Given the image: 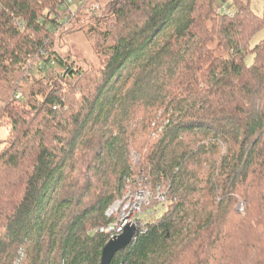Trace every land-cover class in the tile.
Returning <instances> with one entry per match:
<instances>
[{
  "label": "trees",
  "instance_id": "obj_1",
  "mask_svg": "<svg viewBox=\"0 0 264 264\" xmlns=\"http://www.w3.org/2000/svg\"><path fill=\"white\" fill-rule=\"evenodd\" d=\"M59 2L0 0V264H99L140 175L167 205L110 264H264V0H105L86 68Z\"/></svg>",
  "mask_w": 264,
  "mask_h": 264
},
{
  "label": "built area",
  "instance_id": "obj_2",
  "mask_svg": "<svg viewBox=\"0 0 264 264\" xmlns=\"http://www.w3.org/2000/svg\"><path fill=\"white\" fill-rule=\"evenodd\" d=\"M77 8L85 10L90 16H95L100 14L103 5L85 0H60L58 7L51 13V27L59 32L72 25L71 21L76 18ZM216 12L232 15L231 10L225 5L219 6ZM19 22L20 20H16L15 25L21 26ZM41 55H44V53H41ZM21 96V90H17L15 99H20ZM167 202L161 186L150 187L146 177L140 175L133 181H127L121 197L115 200L105 212V216L110 221L99 227L97 231L106 235L110 240L122 234L126 226L134 225L137 228L136 236L144 234L146 231L145 225L155 219L158 212L167 205ZM239 207L242 206L239 205Z\"/></svg>",
  "mask_w": 264,
  "mask_h": 264
},
{
  "label": "rangeland",
  "instance_id": "obj_3",
  "mask_svg": "<svg viewBox=\"0 0 264 264\" xmlns=\"http://www.w3.org/2000/svg\"><path fill=\"white\" fill-rule=\"evenodd\" d=\"M225 2L218 5H225L229 8V10H232L231 6V0H224ZM250 10L257 16L261 17L263 15V0H245ZM90 2V1H89ZM103 2H99V4L103 5ZM81 11L80 9H76L77 11ZM78 15V16H77ZM76 15V18L71 21V24L69 27H66L65 29L57 32L56 42H55V50L62 56H65L66 54H70V58L72 60H75L77 65L82 66L83 68H86V66L89 64H95L96 58L93 55V49L91 47L90 41L88 40L87 36L85 35L87 24L93 22V19L90 15L86 13L85 10H82L80 13ZM83 27V29L81 28ZM264 40V29L260 30L257 34L253 36V38L250 41V46L254 47L256 44H258L260 41ZM252 62V56H248L245 59L246 65H250ZM87 64V65H86ZM9 126L6 123V121H0V141H3L8 133ZM2 145H0L1 149ZM133 162L135 164L138 162L139 158H133ZM139 177V176H138ZM137 177V178H138ZM136 179V178H135ZM239 205L241 203L236 205V211L241 213L242 207L240 208ZM242 206V205H241ZM162 213V210L158 212L157 216H160Z\"/></svg>",
  "mask_w": 264,
  "mask_h": 264
},
{
  "label": "water",
  "instance_id": "obj_4",
  "mask_svg": "<svg viewBox=\"0 0 264 264\" xmlns=\"http://www.w3.org/2000/svg\"><path fill=\"white\" fill-rule=\"evenodd\" d=\"M137 228L134 225L125 227L122 234L108 240L101 251L99 264H110L114 256L129 246L136 237Z\"/></svg>",
  "mask_w": 264,
  "mask_h": 264
}]
</instances>
